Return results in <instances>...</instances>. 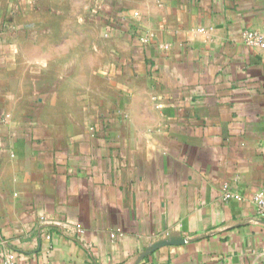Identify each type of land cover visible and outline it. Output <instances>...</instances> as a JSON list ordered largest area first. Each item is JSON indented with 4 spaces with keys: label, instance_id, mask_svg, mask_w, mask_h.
Here are the masks:
<instances>
[{
    "label": "crops",
    "instance_id": "0c3cea01",
    "mask_svg": "<svg viewBox=\"0 0 264 264\" xmlns=\"http://www.w3.org/2000/svg\"><path fill=\"white\" fill-rule=\"evenodd\" d=\"M76 2L112 20L93 44L0 30V253L264 264V48L242 39L264 33V0Z\"/></svg>",
    "mask_w": 264,
    "mask_h": 264
},
{
    "label": "rangeland",
    "instance_id": "374dc122",
    "mask_svg": "<svg viewBox=\"0 0 264 264\" xmlns=\"http://www.w3.org/2000/svg\"><path fill=\"white\" fill-rule=\"evenodd\" d=\"M93 5L76 0H0V30H5L7 42L32 43L45 51L53 44H93L107 25L94 14Z\"/></svg>",
    "mask_w": 264,
    "mask_h": 264
},
{
    "label": "built area",
    "instance_id": "2783aa9c",
    "mask_svg": "<svg viewBox=\"0 0 264 264\" xmlns=\"http://www.w3.org/2000/svg\"><path fill=\"white\" fill-rule=\"evenodd\" d=\"M97 14V13H94ZM98 16V14H97ZM105 24H109L111 19H102ZM136 41L140 45H146L149 42L148 36L135 33ZM243 43L249 48L261 49L264 48V33H258L255 31H245L242 34ZM166 49V47H163ZM221 198L223 201L235 200L238 202L242 201V197L230 190L227 183H223L220 188ZM253 204L255 206L256 215L259 219L264 220V188L258 189L253 197ZM111 238L115 237V234H110ZM1 264H16V255L11 252H1L0 253Z\"/></svg>",
    "mask_w": 264,
    "mask_h": 264
}]
</instances>
